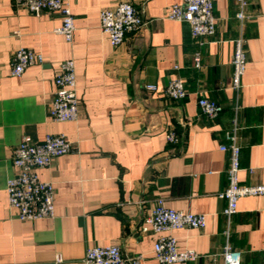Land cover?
I'll return each instance as SVG.
<instances>
[{"label":"crops","instance_id":"0c3cea01","mask_svg":"<svg viewBox=\"0 0 264 264\" xmlns=\"http://www.w3.org/2000/svg\"><path fill=\"white\" fill-rule=\"evenodd\" d=\"M69 1L72 43L55 33L59 14L35 16L15 0H0V264H85L90 248L108 245L140 257L139 264H160L154 246L162 234L143 232L158 199L206 215L203 228L172 232L179 251L198 254L188 264H224L228 243L243 253L242 264H264V195L239 200L227 235L221 195L230 154L220 150L230 144L236 118L240 183L264 185V0H247L253 17L244 22L236 18V0H214L217 30L209 38H195L187 22L165 17L183 0ZM121 2L133 4L147 24L114 47L100 28V13ZM241 34L248 64L238 94L232 60ZM20 48L42 53L44 62L16 77L13 55ZM69 59L75 61L79 119L56 122L49 117L55 77ZM175 78L188 91L182 100L165 93ZM202 97L222 105L216 119L202 113ZM169 131L178 144L167 141ZM49 134H63L74 146L38 172L55 185V217L23 222L7 198L14 149L25 137L42 142Z\"/></svg>","mask_w":264,"mask_h":264},{"label":"built area","instance_id":"2783aa9c","mask_svg":"<svg viewBox=\"0 0 264 264\" xmlns=\"http://www.w3.org/2000/svg\"><path fill=\"white\" fill-rule=\"evenodd\" d=\"M239 12L236 18L240 22L251 19L247 14L248 1L236 0ZM18 7L26 9L35 16L43 13H57L62 24L55 33L62 35L66 42L72 43L75 36V16L69 0H15ZM166 18L178 22H187L195 38H209L216 34L217 18L214 14V0H183L168 8ZM147 24L133 4L121 2L113 8L100 13V28L110 38L114 47L122 45L129 33L139 32ZM245 38L241 34L235 40V53L232 60V87L239 94L242 78L248 64ZM44 56L40 52L20 48L13 55V76L20 77L25 70L36 64H43ZM196 66H200V56L195 57ZM176 69L178 67L176 66ZM56 91L51 102L49 117L56 122H76L79 119L80 102L77 92L75 61L62 62L55 77ZM155 91V85L147 86ZM166 95L172 100H182L188 95L181 78L172 79L165 88ZM202 113L209 119H216L223 107L217 101L202 97L198 101ZM236 112L239 105L235 107ZM239 127L236 118L233 128L227 133L229 145L220 146L222 152H229V184L221 197L227 200L224 211L228 219L226 234L229 235L231 220L238 212V202L246 196L264 195V185L245 186L240 183L241 147L238 143ZM167 141L178 144L180 141L174 131L167 133ZM74 146L63 134H49L42 142H33L23 138L14 149V176L7 181V198L9 206L17 211L20 221L35 222L55 217V185L40 179L39 170L52 164L57 158L71 153ZM143 232L162 234L154 246L155 257L160 264H188L198 258L194 250L179 251L177 238L172 232L184 228L199 229L206 225V215L177 211L168 208L164 199H158L155 207L144 220ZM243 253L234 249L229 243L224 247L221 257L224 264H242ZM58 262L61 258H58ZM85 264H139L140 257L127 258L116 245L96 246L90 248L84 259Z\"/></svg>","mask_w":264,"mask_h":264}]
</instances>
